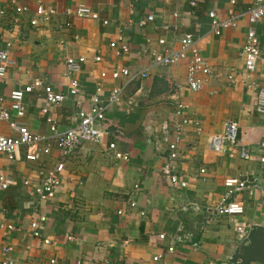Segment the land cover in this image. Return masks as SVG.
<instances>
[{
  "label": "crops",
  "instance_id": "0c3cea01",
  "mask_svg": "<svg viewBox=\"0 0 264 264\" xmlns=\"http://www.w3.org/2000/svg\"><path fill=\"white\" fill-rule=\"evenodd\" d=\"M44 3L54 14L33 26L36 0H0V11H4L0 14V49L7 48L13 62L6 76L0 77L4 106L10 107L11 91L33 85L35 80L67 95L71 76L66 60L79 57L86 59L75 73L84 107L90 106L98 85H102L104 104L113 89L123 87L124 103L108 109L109 129L103 145L85 143L68 158L56 147L37 161L25 159L26 149L15 162L0 155V170L11 180L8 189L0 191V249L10 246L8 257L15 264H242L239 252L243 245L234 233L235 226L264 229V163L259 160L264 115L255 110L256 92L245 85L242 49L251 27L247 17L216 36L209 14L226 19L230 10L243 12L252 0ZM17 5L30 9L18 23L14 21ZM79 5L89 7L99 19L67 13ZM148 16L153 20L146 21ZM254 29L264 58V18ZM187 34L195 36L214 70L200 92L184 86L188 60L173 67L153 64L152 55L161 48L159 41L165 40L167 49H178ZM97 56L102 58L100 63H95ZM122 68L129 70V77L111 79L112 72ZM103 71L108 74L104 80L100 77ZM231 71L234 84L227 79ZM143 73L147 77L142 78ZM255 80L264 82V60L259 62ZM78 98L68 97L52 106L43 88L37 87L24 99L26 117L12 119L33 133L48 136L47 118L52 117L59 131H66L78 124ZM178 103L185 106L183 120L189 123L182 125L184 138L173 166L187 182L186 188L173 185L163 170L168 162V139L174 138V124L181 119L175 114ZM45 108L50 110L47 116L42 113ZM229 119L239 123V147L214 152L209 138L221 134ZM166 123L170 133L164 130ZM14 135L8 123L0 122V136ZM112 141L118 151L130 155L128 162L115 159L107 150ZM242 148L251 150L250 160L240 158ZM60 162L65 169L55 197L39 200L23 182L29 179L33 187L39 185L43 175ZM233 178L259 185L253 195L242 191L231 197L244 205L243 216L215 217L209 222L204 210H183L191 202L202 207L219 203L226 193L225 180ZM137 184V206L131 208L128 201L134 198ZM41 216L48 221L40 226V236L34 237L31 224ZM173 242L175 251L170 253Z\"/></svg>",
  "mask_w": 264,
  "mask_h": 264
},
{
  "label": "built area",
  "instance_id": "2783aa9c",
  "mask_svg": "<svg viewBox=\"0 0 264 264\" xmlns=\"http://www.w3.org/2000/svg\"><path fill=\"white\" fill-rule=\"evenodd\" d=\"M17 3V0H12ZM195 5V3H192ZM235 4V1H233ZM30 9L24 5H17L15 8L14 21L20 22V16L28 13ZM68 14H74L84 19H99V15L93 12L89 7L85 5H79L75 11L68 10ZM3 15L4 11H0ZM54 11L51 7L44 3V0H36L35 14L31 19L33 26H38L42 22H47L52 18ZM213 33L216 36H221L222 32L229 28H235L241 18L247 17L250 29L246 34L245 43L242 49V55L244 57V73H245V85L248 90H254L256 92V112L264 115V82H257L255 75L258 70V65L262 57L260 49V38L254 29L256 23L264 18V0H252L251 5L243 12L236 13L233 9L229 11L226 19H220L214 12L209 14ZM153 16H148L146 21H152ZM146 21H142V25L146 24ZM107 24V22H105ZM180 41L178 49L165 48V40L159 41L161 48L153 53V64L155 66L173 67L179 63L188 60L187 75L185 87L193 92L202 91L205 86V79L212 78L214 76V70L210 63L205 59L202 54L201 48L198 46V41L194 35L187 34ZM114 45V44H113ZM102 58L100 56L95 57V63H100ZM86 62L84 57L68 58L66 60V66L68 73L71 76L70 86L68 94H62L55 92L50 86H43L40 80H35L33 85L26 86L23 89L11 91L9 95L10 107L4 106L3 99L0 98V122L8 123L14 136L6 137L0 136V155H4L9 162H15L20 160L22 150L26 149L25 159L27 161H37L43 155H51L53 148L56 147L61 156L68 158L73 156L85 143H94L103 145L105 137L108 135L107 125V112L111 106H121L124 103L123 87L115 88L111 92L107 102L104 104L101 100L100 93L102 91V85H98L95 94L90 99V106L84 107V102L79 96L81 94V85L75 73L81 70L82 65ZM13 64L10 59V53L7 48L0 49V77H5L9 67ZM235 73L231 71L227 74V79L231 84L236 81ZM130 73L127 68L113 71L111 79L117 80L121 77H129ZM142 78L147 77L146 73H143ZM104 80L108 77V74L103 71L100 75ZM43 88L45 98L49 105L55 106L64 103L68 97L77 98L76 106L78 124L75 127L67 129L66 131H59L57 122L48 117L47 122L50 125L51 134L48 136L33 133L25 124L18 122L26 117V107L24 99L26 96L34 90V88ZM182 85H178V88ZM49 108L43 109L42 113L47 116ZM185 106L183 104H177L175 114L181 119L174 124V138L168 139V159L163 170L169 175L170 181L173 185L180 188H186L187 182L182 180L177 173V169L173 166V162L179 158V145L184 138V131L182 125L189 123L187 119L183 120ZM18 121H13L12 117ZM170 125L166 123L164 125L165 132L170 133ZM239 123L235 120H227L224 125V131L219 135H213L209 138V147L214 152H223L227 149H237L239 147ZM259 160L264 163V143L260 144ZM107 150L114 154L115 159L126 161L130 160V155L117 150V145L114 141L108 143ZM230 156H232L230 154ZM241 159L250 160L252 153L249 148H242L239 151ZM65 169L63 162L57 163L51 172L43 175L42 182L37 186H32V182L26 179L23 184L32 188V194L37 196L39 200L46 201L55 197L58 188L61 185V174ZM206 170L202 169L201 174H205ZM11 184V180L7 175L0 170V191H5ZM226 193L221 201L214 205L202 207L199 203L191 202L183 206L184 211L204 210L207 213L208 221L210 222L215 217H228L234 218L243 216L245 213V207L242 203L234 200H230L233 194L248 191L249 195H253L255 191L259 189L258 183H254V180L233 178L226 179L225 182ZM140 191V185L134 186V192L132 196L134 198L129 199L128 204L131 208H135L137 203L135 197ZM119 214H123L119 211ZM144 215V213H142ZM48 218L41 216L38 221L31 224L32 234L34 237L40 236V226L45 224ZM237 236L239 237L241 245H245L249 241L251 228L244 225H236L234 228ZM163 237V236H162ZM73 240V237L69 238ZM46 244H50V240H45ZM12 249L10 246H6L0 249V254L4 256L0 260V264H15V261L8 257ZM175 251V242L169 247V252ZM157 261L158 258H155ZM232 260V259H231Z\"/></svg>",
  "mask_w": 264,
  "mask_h": 264
},
{
  "label": "trees",
  "instance_id": "16d2710c",
  "mask_svg": "<svg viewBox=\"0 0 264 264\" xmlns=\"http://www.w3.org/2000/svg\"><path fill=\"white\" fill-rule=\"evenodd\" d=\"M239 258L242 264H264V229L253 228L250 232L249 241L241 247Z\"/></svg>",
  "mask_w": 264,
  "mask_h": 264
}]
</instances>
